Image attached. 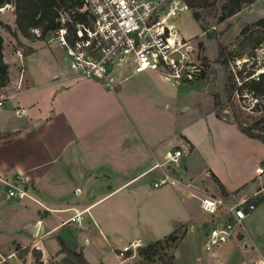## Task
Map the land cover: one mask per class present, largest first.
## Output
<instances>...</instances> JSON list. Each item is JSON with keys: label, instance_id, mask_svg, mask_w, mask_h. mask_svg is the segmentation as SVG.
I'll return each instance as SVG.
<instances>
[{"label": "crops", "instance_id": "0c3cea01", "mask_svg": "<svg viewBox=\"0 0 264 264\" xmlns=\"http://www.w3.org/2000/svg\"><path fill=\"white\" fill-rule=\"evenodd\" d=\"M12 11L11 5L1 7L0 21L14 31ZM4 15L9 16L6 21ZM2 40L6 64L4 37ZM24 41L32 47L33 42ZM51 51L52 59L33 73H23V91L0 107V264H78L69 252L80 254L86 264H120L115 253L124 245L140 240L145 246L180 225H185L186 233L195 230L199 238L198 247L191 243L184 248L187 264L264 260V216L254 213L257 205L228 242L204 250L211 217L198 208L194 193L203 195V191L194 190L195 184L189 181L194 176L187 173L185 165V175L153 168L164 162L174 141L167 138L147 144L125 133L130 126L122 118L115 120L121 116L120 106L116 93L109 91L117 88L111 76H119V67L109 75L110 84L104 85L73 76L63 52L57 48ZM7 74L11 78L8 69ZM185 139L192 146L191 154L195 146ZM252 164L247 166L244 181L231 189L207 171L226 194L240 190V197H264L262 177H254ZM154 172L151 180L143 181ZM163 173L179 184L152 187ZM14 184L27 188L33 200L8 199L7 189ZM204 187L210 188L213 196L221 195L207 183ZM259 223L262 230L257 233L254 227ZM245 253L244 260L235 257ZM133 258L121 264H131Z\"/></svg>", "mask_w": 264, "mask_h": 264}, {"label": "rangeland", "instance_id": "374dc122", "mask_svg": "<svg viewBox=\"0 0 264 264\" xmlns=\"http://www.w3.org/2000/svg\"><path fill=\"white\" fill-rule=\"evenodd\" d=\"M243 1L239 11L225 19L222 17L229 6L228 0H208L205 8L190 9L169 20L178 38L189 40L194 65L203 66L198 79L190 83H174L152 71L129 76L130 71L126 67L117 69L119 76H111L117 88L109 93H116L115 100L121 111V116H116L115 120L122 118L129 124L125 133L131 134L132 138L144 139L147 144L167 138L174 141L166 152L179 149L183 156L178 166L167 165L165 170L185 175L186 168L187 173L194 176L189 177L191 184H195L194 190L203 191L205 195L213 196L210 188L204 187L205 183L219 193L214 177L207 170L231 189L236 182L244 181L247 166L253 163L252 168L257 165L263 167L264 133L261 140L248 139L237 129V126L245 129L254 126L256 128L251 130L252 133L259 135L258 128L264 125V122H259L262 112L242 83L246 76L256 80L259 74L264 73V0ZM192 13L196 14L197 22ZM6 16H3V21H6ZM258 20L262 21L261 26L255 24ZM2 37L7 69L11 75L8 81L14 80L20 69L23 73H33L54 56L51 49L55 48L44 45L43 40L33 41L32 50L37 51L35 57H31L30 54H23V47H17L13 38L5 33ZM20 37L17 35V41L27 46L24 40H28ZM17 50L22 53L21 62L16 58ZM214 112L224 115L230 125L216 120ZM185 137L195 146L191 154L192 146ZM155 173L145 176L143 181L148 182ZM250 183L252 185L253 181L250 180ZM261 186H264V175ZM238 192L240 190L227 195L239 197ZM253 200L257 205L254 213L264 216L262 194H257ZM261 228L260 223L256 224L254 231L259 233ZM176 231L184 233L185 225H180ZM184 235L185 238L175 246L174 243L162 245L157 255L145 258L136 253L131 264H187L184 248L191 243L194 248L198 247L199 238L195 230ZM5 240L2 239L3 242ZM7 248H12L11 243ZM193 252L194 256L198 255L195 249ZM246 255L236 254L235 257L244 260ZM187 257L190 258V255Z\"/></svg>", "mask_w": 264, "mask_h": 264}, {"label": "built area", "instance_id": "2783aa9c", "mask_svg": "<svg viewBox=\"0 0 264 264\" xmlns=\"http://www.w3.org/2000/svg\"><path fill=\"white\" fill-rule=\"evenodd\" d=\"M78 13L84 14L81 22L68 21L72 30L66 29L64 15H59V27L43 39L46 46L63 52L73 76L83 77L109 85V75L116 67H126L130 75L146 71L156 72L174 83H190L201 74L203 66H195L189 40L178 38L169 20L190 11L184 0H79ZM37 38L39 33L32 30ZM16 58L21 62L22 53ZM25 88L23 69L14 80L0 86V107L9 103ZM183 152L174 149L165 155L162 164L153 168L178 166ZM254 177L259 180L263 168L255 166ZM179 182L163 173V178L152 183L156 188L176 186ZM256 194L235 196L195 195L198 208L211 217L204 235L206 252L228 242L234 231L241 229L242 222L250 215ZM6 197L14 201L31 199L24 187L11 185ZM219 218H223L218 222ZM143 245L134 240L121 247L116 258L119 263L132 258ZM127 254V255H126ZM251 264H264L263 259Z\"/></svg>", "mask_w": 264, "mask_h": 264}, {"label": "trees", "instance_id": "16d2710c", "mask_svg": "<svg viewBox=\"0 0 264 264\" xmlns=\"http://www.w3.org/2000/svg\"><path fill=\"white\" fill-rule=\"evenodd\" d=\"M184 2L189 9H202L208 5V0H184ZM228 2L229 6L222 19L231 17L232 15L237 13L240 9V3L244 1L228 0ZM5 5H11L13 7L12 14L14 16L15 30L12 31L7 24H4L0 21V31L7 33L11 38H13L17 47H23L24 55L32 54L33 50L30 47L22 45L19 41H17V34L22 38L27 39L29 42H33L35 40H43L52 31L59 27L58 19L60 14L64 15V18L66 19L65 26L67 31L69 32L72 30V28L70 27L68 21L81 22L84 20V14L78 13L77 11L81 6L79 0H0V8L4 7ZM191 16L197 22L198 18L196 14L192 13ZM255 24L261 26L262 21L258 20ZM32 30L38 31L39 35L37 38L32 34ZM219 54L220 52L218 51V55ZM248 77L249 76H246L245 78L247 79L242 83L246 87L247 93H249L254 98L258 110L262 112V116L259 119V122H264V102H261V100H264V73L259 74L256 80ZM7 82V65L3 62L2 59V36L0 34V86H3ZM214 117L217 120L227 123L226 117L224 115H220L219 113L214 112ZM255 128L256 127L251 126L245 129L237 126L238 131L246 138L261 140L262 133H264V125L258 128V131L260 132L259 135H255L252 133L251 130ZM261 163L263 165L262 168L264 172V160ZM214 181L217 184L219 193L223 196L227 195L215 178ZM182 235L183 233L178 234V232L175 230L167 236H164L162 239L149 243L144 247L138 249L137 255L145 258L157 255L159 253V250H161L162 245L166 246L168 243H174L175 245V243L181 238ZM68 254L78 264H86L81 258L80 254L73 252H69Z\"/></svg>", "mask_w": 264, "mask_h": 264}]
</instances>
